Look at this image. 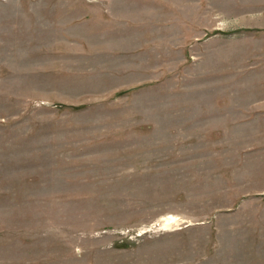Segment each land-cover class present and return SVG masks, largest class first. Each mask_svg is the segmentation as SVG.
Returning a JSON list of instances; mask_svg holds the SVG:
<instances>
[{"label":"rangeland","instance_id":"rangeland-1","mask_svg":"<svg viewBox=\"0 0 264 264\" xmlns=\"http://www.w3.org/2000/svg\"><path fill=\"white\" fill-rule=\"evenodd\" d=\"M0 264H264V0H0Z\"/></svg>","mask_w":264,"mask_h":264},{"label":"bare ground","instance_id":"bare-ground-1","mask_svg":"<svg viewBox=\"0 0 264 264\" xmlns=\"http://www.w3.org/2000/svg\"><path fill=\"white\" fill-rule=\"evenodd\" d=\"M169 220H170V221H169ZM169 220L167 219V222H168V223L171 222V219H169Z\"/></svg>","mask_w":264,"mask_h":264}]
</instances>
